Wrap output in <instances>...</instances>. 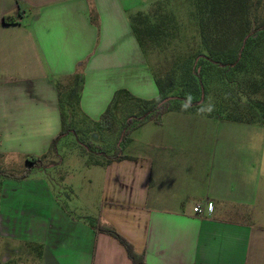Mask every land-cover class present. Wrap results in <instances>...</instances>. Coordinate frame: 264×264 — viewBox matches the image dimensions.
<instances>
[{"label": "crops", "instance_id": "1", "mask_svg": "<svg viewBox=\"0 0 264 264\" xmlns=\"http://www.w3.org/2000/svg\"><path fill=\"white\" fill-rule=\"evenodd\" d=\"M129 11L132 0H0L4 162L48 157L62 126L60 94L75 76L76 115L93 123L117 91L157 97ZM122 155L92 165L102 171L90 206H61L44 168L2 180L0 208L26 205L33 215L27 242L38 264H131L89 219L112 226L144 264H264V123L170 111L134 129Z\"/></svg>", "mask_w": 264, "mask_h": 264}, {"label": "trees", "instance_id": "2", "mask_svg": "<svg viewBox=\"0 0 264 264\" xmlns=\"http://www.w3.org/2000/svg\"><path fill=\"white\" fill-rule=\"evenodd\" d=\"M193 3V14L199 26V49L173 61L162 77H154L158 91L156 98L141 100L117 91L97 122L112 129V123L115 125L113 107L120 106L125 116L124 126L120 129L122 143L144 122L159 124L161 116L170 111L215 117L222 114L224 119L233 122L264 123V0H193ZM154 5L157 8L130 18L141 47L146 38L159 34L160 26L155 21L163 6L160 2ZM161 18L169 21L167 15ZM2 22L10 23V19L4 17ZM137 24L141 29L136 27ZM74 80L75 84L70 83L60 94L62 126L58 137L51 141L48 154L55 149L59 137L73 131H68L67 119L75 121L69 115L76 114L78 96L74 94V87L80 81L79 75ZM169 97L172 99L162 103ZM120 145L112 148L111 159L101 163L126 159ZM46 158L45 155L28 157L26 168L19 175L0 171V183L4 179L23 180L32 171L42 169ZM88 223L96 232L114 238L124 248L131 264H144L143 257L112 226L92 219Z\"/></svg>", "mask_w": 264, "mask_h": 264}, {"label": "rangeland", "instance_id": "3", "mask_svg": "<svg viewBox=\"0 0 264 264\" xmlns=\"http://www.w3.org/2000/svg\"><path fill=\"white\" fill-rule=\"evenodd\" d=\"M132 1L135 11H129L130 18L137 13H147L157 8L154 5L156 2H160L163 6L162 11L157 13L158 18L155 21L160 26L159 34L146 38L143 47L139 45L154 77H162L165 69L173 61L188 52L199 49V26L193 14V0ZM162 15H167L169 21H164V18H161ZM136 27L141 29L139 24ZM241 101L244 103L243 99ZM113 111L115 125L112 123V129H109L107 125L104 126L103 123L90 122L82 118L80 114L73 116L74 114L70 113L69 116H72L75 121L67 119L68 131L71 129L73 131L60 137L55 144V149L48 154L49 160L44 161V171L52 178V182H48L49 189L56 194V198L64 208L90 206L88 200L98 191L96 176L102 168L92 165H95V161L106 162L111 159L112 148L122 143L120 129L124 126L125 116L120 106L115 105ZM256 114L259 116V111ZM216 117L223 118V115ZM125 142L120 145L122 152ZM87 144L98 148H92V146L89 148ZM99 151L102 153L98 154ZM50 163L53 167L47 169L46 166ZM25 168V160L6 163L0 157V171L19 175ZM35 185L33 189L38 191L45 189L43 183ZM26 189L27 187L21 186L16 191L24 192ZM42 200L45 199L37 201ZM26 207L21 205L18 209L0 208V214H2L0 217V264H38V250L36 246L27 242L35 230L30 225L33 215L27 214Z\"/></svg>", "mask_w": 264, "mask_h": 264}, {"label": "built area", "instance_id": "4", "mask_svg": "<svg viewBox=\"0 0 264 264\" xmlns=\"http://www.w3.org/2000/svg\"><path fill=\"white\" fill-rule=\"evenodd\" d=\"M195 211L198 213V214H202L203 213V209L198 205L195 207Z\"/></svg>", "mask_w": 264, "mask_h": 264}, {"label": "water", "instance_id": "5", "mask_svg": "<svg viewBox=\"0 0 264 264\" xmlns=\"http://www.w3.org/2000/svg\"><path fill=\"white\" fill-rule=\"evenodd\" d=\"M171 99H172V98L169 97V98L165 99L164 101H162V103H165V102H167V101H169V100H171Z\"/></svg>", "mask_w": 264, "mask_h": 264}]
</instances>
